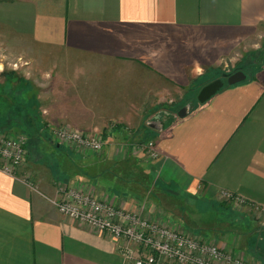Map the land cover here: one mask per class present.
I'll use <instances>...</instances> for the list:
<instances>
[{
  "label": "crops",
  "instance_id": "crops-1",
  "mask_svg": "<svg viewBox=\"0 0 264 264\" xmlns=\"http://www.w3.org/2000/svg\"><path fill=\"white\" fill-rule=\"evenodd\" d=\"M261 29L264 0H0V42L48 78V119L111 140L100 155L76 156L34 142L14 176L0 173V264H124L117 242L58 211L59 184L174 226L181 198L196 228L205 225L190 204L218 203L230 212L215 233L247 227L250 205L264 208V61L174 115ZM31 86L25 98L39 109ZM146 140L155 160L139 151ZM220 191L246 205L233 209Z\"/></svg>",
  "mask_w": 264,
  "mask_h": 264
},
{
  "label": "rangeland",
  "instance_id": "rangeland-1",
  "mask_svg": "<svg viewBox=\"0 0 264 264\" xmlns=\"http://www.w3.org/2000/svg\"><path fill=\"white\" fill-rule=\"evenodd\" d=\"M9 49L10 47L7 46L6 43L2 45L0 42V132L5 133L10 137L15 135H24L27 139V148L28 146L32 147L34 142H49L52 140L55 144L57 141L53 139L52 131L53 129L58 128V126H54V124H52V122L48 119L49 113L45 114L43 112L44 107H42L48 93V78L43 77L44 73H41V71L36 69V60L34 61L32 59L34 62H30L28 60V56L22 57L21 55L12 54L9 52ZM263 61L264 29H261L259 34L254 37L253 40L244 42L242 46L235 51L233 57L225 61L226 63L224 64H227V68L224 69L226 71L224 74H228L235 69H238V71L241 70L245 74H249L252 69L250 67L259 66ZM31 85H35V87L38 88V91L34 94V96L38 97L40 100L38 101L41 104L39 109H37V102H28L27 98H25L28 94H30V92H32L33 88ZM196 98L197 95L194 94L193 101H185L183 103L179 102L177 113L182 109H186L187 112L192 111L198 105ZM177 113L174 115V119H179L177 117ZM49 128H51V134L44 131ZM93 134H96V136L103 142L102 149L97 153L88 150L83 151L81 148H77L74 145L71 146V144L68 146L64 144L61 145L68 147L70 149L68 151L72 152L74 156L83 154L100 155L109 148L110 138L106 132L82 133V135L86 137L92 136ZM147 141L148 140L144 141L146 143L139 148V151H141L144 158L148 160H155L149 155L148 150L144 147L148 143ZM139 144H141V142H139ZM59 151L60 153L65 152L62 149ZM136 151L137 149H132L131 155L138 156ZM44 152L47 159H57L56 155L58 152H54V150L47 151V149ZM24 163L25 161L22 164ZM59 185L57 186V189L60 191L63 198V195L65 194V187L62 189V184ZM185 200L191 202L187 199V197L181 198L180 200L181 205L179 207V211L182 218L181 223L174 226L168 220L150 221L162 223L165 226H172L177 232L189 234V236L198 235L199 237H204L205 239H211L222 252L231 254L238 260L253 264H264V214L257 217L256 213H250L248 220L245 221L246 225H248L247 227L245 226L244 228L240 227L239 229L230 230L232 225L229 224L230 226L227 227V232L230 233H225L221 236L220 234L214 232V230L220 231V229H216L215 227L220 223H224L228 219L230 210L226 207L220 206L218 203L210 204L205 202H193V204L190 205L196 209L199 223L201 225H205V227L200 226L196 228L192 226L193 220H191L192 216L190 206L186 205L184 202ZM108 203H111L114 207H116L114 202L108 201ZM235 207L233 206L232 208L234 209ZM143 218L149 220L145 217ZM241 220V218H234L232 223H240Z\"/></svg>",
  "mask_w": 264,
  "mask_h": 264
},
{
  "label": "built area",
  "instance_id": "built-area-1",
  "mask_svg": "<svg viewBox=\"0 0 264 264\" xmlns=\"http://www.w3.org/2000/svg\"><path fill=\"white\" fill-rule=\"evenodd\" d=\"M52 135L57 143L71 144L83 151L97 153L103 145L96 134L86 137L62 127L53 129ZM26 140L24 135L10 137L0 132V173L15 175L28 155ZM144 147L152 158H157L153 142L149 141ZM218 199L233 206L246 205L240 197L227 191H220ZM56 207L62 215L105 233L117 242L124 264H253L222 252L211 239L177 232L172 226L146 220L122 207L116 208L79 188L65 187V194ZM250 208L257 217L264 214L263 207L250 205Z\"/></svg>",
  "mask_w": 264,
  "mask_h": 264
},
{
  "label": "water",
  "instance_id": "water-1",
  "mask_svg": "<svg viewBox=\"0 0 264 264\" xmlns=\"http://www.w3.org/2000/svg\"><path fill=\"white\" fill-rule=\"evenodd\" d=\"M246 75L243 71H235L231 74H223L220 79L212 81L204 85L197 94V103L200 105L205 104L209 101L218 91H220L224 86H233L245 81ZM188 115L186 109H182L177 113V117L183 119ZM149 127L160 130V127L157 128L154 123H149Z\"/></svg>",
  "mask_w": 264,
  "mask_h": 264
},
{
  "label": "trees",
  "instance_id": "trees-1",
  "mask_svg": "<svg viewBox=\"0 0 264 264\" xmlns=\"http://www.w3.org/2000/svg\"><path fill=\"white\" fill-rule=\"evenodd\" d=\"M238 69H235V70H233V71H231L229 74H231V73H233V72H235V71H237ZM26 149H28L27 148V146H26ZM28 151V150H27Z\"/></svg>",
  "mask_w": 264,
  "mask_h": 264
}]
</instances>
